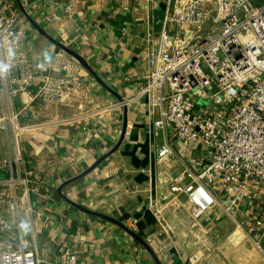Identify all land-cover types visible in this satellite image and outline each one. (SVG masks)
Here are the masks:
<instances>
[{"label": "built area", "instance_id": "obj_1", "mask_svg": "<svg viewBox=\"0 0 264 264\" xmlns=\"http://www.w3.org/2000/svg\"><path fill=\"white\" fill-rule=\"evenodd\" d=\"M24 6V0H0V66H6L0 71V264H82L78 251L63 245L59 259L46 262L23 234L32 197H45L41 174L28 164L25 136L81 118L100 120L134 102L155 129H172L179 142L203 156L176 174L160 172L166 191L149 201L159 220L167 222L164 209L182 207L185 194L195 219L219 208L237 229L264 240V4L166 0L160 30L147 34V74L132 96L108 102L98 99L93 80L64 50L35 56L23 31ZM74 8L69 4L65 11ZM59 15L54 12L51 20ZM50 107L70 114L46 113ZM176 159L183 160L169 141L159 148V166Z\"/></svg>", "mask_w": 264, "mask_h": 264}, {"label": "crops", "instance_id": "obj_2", "mask_svg": "<svg viewBox=\"0 0 264 264\" xmlns=\"http://www.w3.org/2000/svg\"><path fill=\"white\" fill-rule=\"evenodd\" d=\"M165 1L24 0L23 31L37 57L45 49H61L51 36L78 52L90 67L80 64L94 82L95 95L103 102L114 101L132 96L135 84L147 74V34L160 30ZM69 4L75 5L72 13L65 11ZM54 12L60 14L57 22L51 20ZM51 56L44 55L46 60ZM54 112L70 114L57 107L46 113ZM98 119L81 118L25 136L28 164L41 174L45 197H32L33 212L30 221L24 220L23 234L36 243L40 257L55 263L63 245L78 251L82 264H226L219 252L236 250L230 264H242L241 238L227 237L242 230L233 231L237 222L219 208L195 219L185 194L182 207L164 209L167 222L149 208L150 199L166 191L159 183L160 172L176 174L183 165L197 166L203 156L179 142L172 129H155L140 102ZM168 141L183 160L163 168L157 155ZM127 229L153 248L159 263ZM250 234L254 249L264 252V240ZM254 249L248 250L246 264H255ZM199 250L202 259L195 261Z\"/></svg>", "mask_w": 264, "mask_h": 264}, {"label": "rangeland", "instance_id": "obj_3", "mask_svg": "<svg viewBox=\"0 0 264 264\" xmlns=\"http://www.w3.org/2000/svg\"><path fill=\"white\" fill-rule=\"evenodd\" d=\"M254 1H255V3H258V4H264V0H254ZM212 7H213L212 2H210V1L205 2L204 8L206 10H210ZM234 229L235 230H233V231H236L237 226ZM241 232H242V234L241 233L240 234L239 233L234 234L233 232H231L232 234L230 233L229 235H227V237H228V239L233 237V238H235V240L238 236L241 238L240 245L242 247L240 248L239 258H240V262L242 264H246V262L248 261L246 259L249 256L248 250L254 249L255 244L252 242L253 238H252L250 232L244 231V230H242ZM226 240L227 239H225V241ZM245 241H247V242H245ZM228 247H229V244H228ZM222 251H223V253H222ZM219 253H220L219 256L222 258L224 263L227 262L226 264H230V260L233 261V258H234L233 256L238 254V252L236 250L234 252H231V253L229 251L221 250ZM251 257H253V259L255 260V264H264V252L262 250H260L259 248L254 249V255Z\"/></svg>", "mask_w": 264, "mask_h": 264}, {"label": "water", "instance_id": "obj_4", "mask_svg": "<svg viewBox=\"0 0 264 264\" xmlns=\"http://www.w3.org/2000/svg\"><path fill=\"white\" fill-rule=\"evenodd\" d=\"M50 37V36H49ZM50 39L54 42V43H56L62 50H64L65 52H67L69 55H71L72 57H74L82 66H84V67H86V68H90L89 66H88V63L84 60V58L78 53V52H76L75 50H73L72 48H70L69 46H67V45H65L64 43H62V42H60L58 39H56V38H54V37H50ZM113 152V151H112ZM111 152V153H112ZM110 153V154H111ZM109 154V155H110ZM108 156V155H107ZM107 156H104L103 158H101V160L99 161V162H97L89 171H87L85 174H83V175H86L87 173H89V172H91L94 168H96V166L97 165H99V163H101V161L103 160V159H105V157H107ZM74 180V179H73ZM73 180H70L69 182H66L65 184H63L62 186H61V189L65 186V185H67L68 183H70V182H72ZM90 211V210H89ZM91 213H94L93 211H90ZM104 217H106V218H108V219H111V220H113L114 222H116V223H118V224H120L117 220H115V219H113V218H110V217H108V216H105V215H103ZM129 232H130V234H132L133 236H135L142 244H144V246H146V248L150 251V253L153 255V257L155 258V260L159 263V258H158V256H157V254H156V252L153 250V248L145 241V240H143L142 238H140L138 235H136L133 231H131V230H129V229H127Z\"/></svg>", "mask_w": 264, "mask_h": 264}, {"label": "clouds", "instance_id": "obj_5", "mask_svg": "<svg viewBox=\"0 0 264 264\" xmlns=\"http://www.w3.org/2000/svg\"><path fill=\"white\" fill-rule=\"evenodd\" d=\"M6 70V66H0V71Z\"/></svg>", "mask_w": 264, "mask_h": 264}]
</instances>
